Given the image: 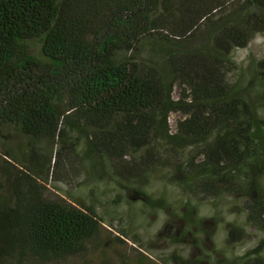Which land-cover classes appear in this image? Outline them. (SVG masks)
<instances>
[{
    "label": "trees",
    "instance_id": "trees-1",
    "mask_svg": "<svg viewBox=\"0 0 264 264\" xmlns=\"http://www.w3.org/2000/svg\"><path fill=\"white\" fill-rule=\"evenodd\" d=\"M263 30L264 0H0V264H53L101 237L90 199L48 189L57 153L51 163L44 142L68 140L74 159L63 169L79 172L80 186L113 175L145 196L148 167L177 163L188 226L202 220L197 197L225 190L241 194L247 220L264 226V57L251 61L250 77L240 69L226 78L238 68L232 51ZM147 40L161 51L141 50ZM170 112L183 114L174 132ZM141 152L147 164H129ZM245 234L231 222L226 239ZM257 248L217 264H264Z\"/></svg>",
    "mask_w": 264,
    "mask_h": 264
},
{
    "label": "rangeland",
    "instance_id": "rangeland-1",
    "mask_svg": "<svg viewBox=\"0 0 264 264\" xmlns=\"http://www.w3.org/2000/svg\"><path fill=\"white\" fill-rule=\"evenodd\" d=\"M143 47H154L151 53L156 52V49L160 50V46L151 40L145 41L141 50ZM30 51L36 53L37 48L30 47ZM150 56L152 59L157 58L151 54ZM232 57L238 68L233 67L227 71L226 78L231 80L240 69H244L245 78L250 77L248 67L251 61L264 57V30L255 34L245 47L234 49ZM185 63L187 67L189 62ZM248 92L251 95L258 94L256 83L248 84ZM171 95L174 99L179 96V86L176 84L172 87ZM182 118L183 114L180 112L169 113V132H174L178 119ZM42 149L48 153L49 158L52 157L51 163L57 153L56 176L48 179V189L52 193L66 196L64 189L68 188L67 192L75 196L77 201L88 203L90 199L95 204V211L103 226L101 237L91 240L83 252L53 264H101L104 259L121 264H169L172 259L168 257L172 252L193 262L198 258L204 261L197 264H217L219 258L233 257L257 247V251L264 255V226L251 224L247 220L249 207L241 194L225 190L220 196L197 197L195 215L202 220L199 224L192 222L188 226L183 211L186 198L190 195H186L176 182V179H180L177 163H166L160 168L157 167L156 171L153 170V173L152 166L148 167L146 174L149 178L142 184L140 192L149 199L164 197L166 203L164 206H150L144 203V195L127 192L120 182L111 179L113 175L106 182H100L99 187L92 183L80 186L81 174L76 172L75 176L74 171L67 174L63 169L68 155L74 159L73 154H67L71 152L68 140L57 142L54 146L44 142ZM150 157L151 155L141 152L129 164L133 163L136 168L142 167ZM114 160L115 158L112 161ZM81 164L86 166L88 161L83 159ZM105 165L109 168L107 173L111 174L109 163L106 162ZM62 174L66 176H61ZM231 222L244 224L246 234L228 242L226 232ZM117 235L124 240L123 243L114 239ZM99 240L101 241L98 242Z\"/></svg>",
    "mask_w": 264,
    "mask_h": 264
}]
</instances>
